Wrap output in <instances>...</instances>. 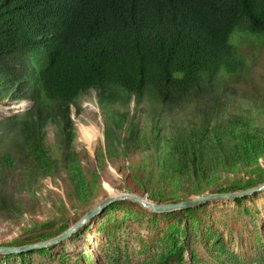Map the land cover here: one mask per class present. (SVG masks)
I'll use <instances>...</instances> for the list:
<instances>
[{"label": "trees", "instance_id": "1", "mask_svg": "<svg viewBox=\"0 0 264 264\" xmlns=\"http://www.w3.org/2000/svg\"><path fill=\"white\" fill-rule=\"evenodd\" d=\"M263 44L264 0H0V103L27 106L0 118V216L34 218L54 174L88 207L119 158L155 202L264 182L249 167L264 156ZM93 94L105 122L95 168L78 159L72 116ZM50 206L40 226L75 223L66 201Z\"/></svg>", "mask_w": 264, "mask_h": 264}, {"label": "rangeland", "instance_id": "2", "mask_svg": "<svg viewBox=\"0 0 264 264\" xmlns=\"http://www.w3.org/2000/svg\"><path fill=\"white\" fill-rule=\"evenodd\" d=\"M256 49L258 55L252 68L254 79L262 90L260 99L264 100V44L257 45ZM243 89L252 92L248 81ZM96 100L94 94L81 98L72 110L73 146L82 165L92 168L98 166L96 153L105 148V122ZM233 104L238 106L235 102ZM26 109L25 102H2L0 118H8ZM81 126H94L99 130L93 145L81 141ZM48 141L55 143L52 130L48 133ZM133 161L119 158L102 164V187L88 207L75 201L63 175L54 174L52 179L47 178L41 184L44 198L40 199L34 218L24 214L19 220L16 215L15 220H6L0 216V246L42 241L70 227L72 222L65 226L39 225L56 214L50 206L56 199L67 202V215L77 221L110 195L128 192L146 196L141 183L132 179L127 170V165ZM257 166L264 169V156L251 162L249 167ZM19 177V173L13 176L10 192L19 183ZM249 177L254 179L255 176L239 175L244 182ZM105 183L110 184L112 192ZM238 186L232 185L222 192L246 189ZM236 199L213 200L170 212H152L129 200L115 201L68 239L23 253H0V264H161L178 246H184V251L173 264H264V190Z\"/></svg>", "mask_w": 264, "mask_h": 264}, {"label": "water", "instance_id": "3", "mask_svg": "<svg viewBox=\"0 0 264 264\" xmlns=\"http://www.w3.org/2000/svg\"><path fill=\"white\" fill-rule=\"evenodd\" d=\"M262 190H264V182L243 190L232 191V192H215V193L206 192L192 199L181 200L178 202H169V203L155 202L149 199L147 196H141L134 193H128V192L118 193L104 198L97 205L87 210L80 219H78L74 224H72L70 227L65 229L60 234L42 241H36L33 243H28L20 246H0V253H10V254L23 253L33 249L48 247L53 244L59 243L65 239H68L80 228H83L88 223H90V221L97 214L102 212L107 206H109L111 203L115 201L129 200L138 203L143 208L152 212H170V211L180 210L183 208L199 206L205 202L213 201V200H219V199L234 200L236 198L243 197L245 195H250Z\"/></svg>", "mask_w": 264, "mask_h": 264}, {"label": "bare ground", "instance_id": "4", "mask_svg": "<svg viewBox=\"0 0 264 264\" xmlns=\"http://www.w3.org/2000/svg\"><path fill=\"white\" fill-rule=\"evenodd\" d=\"M80 134H81V141H83V142H85L87 144L93 145L95 143V141H96V138L99 136L100 132L94 126H81ZM105 187L108 190H110L109 192L113 191V189L111 188L110 184L109 185L106 184Z\"/></svg>", "mask_w": 264, "mask_h": 264}]
</instances>
